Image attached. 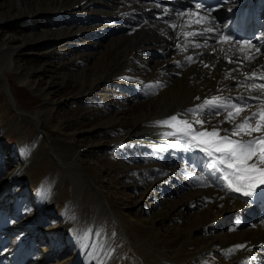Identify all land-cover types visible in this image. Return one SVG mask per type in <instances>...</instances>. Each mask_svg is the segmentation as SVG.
I'll return each mask as SVG.
<instances>
[{
    "label": "bare ground",
    "instance_id": "1",
    "mask_svg": "<svg viewBox=\"0 0 264 264\" xmlns=\"http://www.w3.org/2000/svg\"><path fill=\"white\" fill-rule=\"evenodd\" d=\"M248 1L208 14L186 0H0V92L8 95L0 112L13 109L15 130L37 128L11 157L0 136V264H264V185L247 197L232 191L178 123L223 136L234 127L229 109L206 101L264 103V89L252 87L264 84V0H255L254 47L220 40L223 20ZM33 56L35 65L25 58ZM8 71L40 100L33 114L21 109ZM52 113L59 142L77 140L69 156L43 130ZM34 154L38 168L29 166ZM54 157V186L32 195L27 182ZM70 168L81 193L85 179L95 190L105 222L85 234L88 200H62Z\"/></svg>",
    "mask_w": 264,
    "mask_h": 264
},
{
    "label": "snow or ice",
    "instance_id": "2",
    "mask_svg": "<svg viewBox=\"0 0 264 264\" xmlns=\"http://www.w3.org/2000/svg\"><path fill=\"white\" fill-rule=\"evenodd\" d=\"M204 7L202 3L196 4L198 9ZM181 15L185 14L181 13ZM201 19H206V17H201ZM196 23H200V20H197ZM205 31L211 32L212 29L208 28ZM185 35H192V33H185ZM231 39V36L220 37L223 42H229ZM238 43L246 47H254L251 41L246 40ZM199 46L197 45V47ZM256 51L259 53L260 49L257 48ZM188 59L191 60L192 57H188ZM205 67H208V65H205ZM253 76H255V73H253ZM261 78L264 79V77ZM252 87L264 89V84L253 85ZM220 100V97H213L205 103L216 108L226 107L229 109L227 111V120L233 123L234 127L224 129L225 135L221 136L220 130L216 127L211 131L201 132L193 130L192 125L188 121H178V123L183 124L188 130L191 141L205 146L201 148V151L208 152L212 156L208 167L223 172V179L227 182V187L234 192L242 193L246 197L251 196L258 186L264 185V135L253 136V133H264V103L252 106L246 105L241 101L236 104L224 105L217 103ZM251 107H256L258 111L251 112L250 115L244 116L237 123L236 120L241 117V114ZM171 120L177 121V117L173 116ZM164 123L169 124L167 121ZM196 123L203 126L204 121L197 120ZM167 135H171V133ZM243 136H247L249 139L244 140L242 139ZM231 137L241 138L232 139ZM184 146L191 147V143L186 142ZM214 153L222 155L217 158L213 155ZM219 165L224 167L221 168ZM227 169L231 171H227ZM261 191H264V187L261 188ZM237 247L244 246L238 245Z\"/></svg>",
    "mask_w": 264,
    "mask_h": 264
},
{
    "label": "rangeland",
    "instance_id": "3",
    "mask_svg": "<svg viewBox=\"0 0 264 264\" xmlns=\"http://www.w3.org/2000/svg\"><path fill=\"white\" fill-rule=\"evenodd\" d=\"M42 16H48V14H43ZM11 25V24H10ZM31 65H35L36 63L33 61L36 57L33 56L32 59H29L25 57ZM25 61H22V63ZM8 77L12 83V91L15 94V97L21 107L24 111L27 113H34L36 109L41 105L40 100L37 98H34L35 96L25 87L22 85L20 78L15 75L13 72L8 71L7 72ZM3 81V80H2ZM20 81V82H19ZM0 81V85H1ZM1 97H8L7 93L4 91L0 92ZM70 108H66L65 110H68ZM2 112V113H1ZM0 112V136L4 137V140L2 143L4 144V149L2 150V154H7L9 157L12 156L11 150L16 148V146L21 144H27L30 141L33 140L35 137L37 128L33 124L29 123H22L20 129H14L13 126H11V121L14 116L13 109H2ZM50 117V118H49ZM61 126V120L57 117L55 114H49L48 120L43 126V130L49 133L53 140V146L56 148L55 150L58 151L60 155L69 156V154L74 152V146H77V140L75 138H66L68 141V144H62L59 142V133H61L63 130L60 129ZM87 136V135H86ZM87 140H91V137L88 135ZM74 140V141H73ZM74 142V144H72ZM72 144V145H71ZM11 148V150H10ZM59 149L61 151H59ZM86 149V148H85ZM84 149V151H85ZM96 150V148H93V151ZM70 154V155H71ZM37 155V156H36ZM39 154H34V157H32L31 160H29V166H34L38 168V166L41 163V159H39L41 156ZM15 157H12V159ZM42 158V157H41ZM57 157H54V160H50L47 162L45 167L41 169L39 172L34 173L29 181V187L32 195H36L40 192H48L55 184L56 178H57V171L60 167L59 160L56 159ZM32 161V162H31ZM53 161V162H52ZM38 162V163H37ZM40 162V163H39ZM34 164V165H33ZM31 166V167H32ZM70 173L67 175V179L64 183L63 188L60 190L62 191L63 195V203L65 205H70L71 202L78 198L82 202H85L88 200L84 216H83V228L82 233H87L90 229H93L94 227L99 228L101 224H105L103 218H97V207H96V192L93 189L92 186H90L89 181L85 179V195L84 193H81L80 189L77 186V180L80 181V176L78 175L76 168H70ZM104 180V178H102ZM87 184V185H86ZM76 185V186H75ZM145 190V187L142 188L140 193H143ZM60 191V192H61ZM131 191V190H130ZM130 191H123L126 194H129ZM68 192V193H66ZM72 196V197H71ZM94 211V212H93ZM73 214V213H72ZM252 217H250L251 219ZM168 246V245H167ZM130 260L128 258H124L123 264H129Z\"/></svg>",
    "mask_w": 264,
    "mask_h": 264
}]
</instances>
